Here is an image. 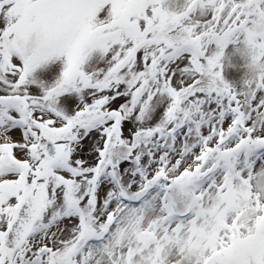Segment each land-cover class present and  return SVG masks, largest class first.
Returning <instances> with one entry per match:
<instances>
[{"label":"snow or ice","instance_id":"obj_1","mask_svg":"<svg viewBox=\"0 0 264 264\" xmlns=\"http://www.w3.org/2000/svg\"><path fill=\"white\" fill-rule=\"evenodd\" d=\"M0 264H264V0H0Z\"/></svg>","mask_w":264,"mask_h":264},{"label":"rangeland","instance_id":"obj_2","mask_svg":"<svg viewBox=\"0 0 264 264\" xmlns=\"http://www.w3.org/2000/svg\"><path fill=\"white\" fill-rule=\"evenodd\" d=\"M184 4V0H169V6L172 10L179 11ZM230 57L231 63L225 61L226 67L224 70L225 78L240 86L245 75L246 69L244 68V60L240 55L233 54V46H229L226 50ZM100 54L98 52L93 53L90 60L84 65L85 70H91V67H103V61L99 59ZM66 58L60 57L59 59H53L47 64L39 67L34 72V76L39 82H43L45 85L53 84L61 75ZM41 90V89H37Z\"/></svg>","mask_w":264,"mask_h":264}]
</instances>
